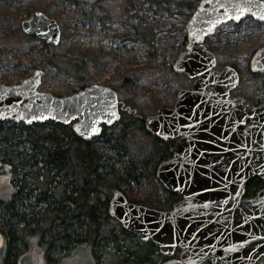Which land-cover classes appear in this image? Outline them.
Returning <instances> with one entry per match:
<instances>
[{"label":"water","instance_id":"95a60500","mask_svg":"<svg viewBox=\"0 0 264 264\" xmlns=\"http://www.w3.org/2000/svg\"><path fill=\"white\" fill-rule=\"evenodd\" d=\"M248 16L264 22V0H200L186 24L185 50L173 63L193 84L179 89L172 107L143 118L149 133L175 140L156 176L181 198L163 210L131 202L119 188L110 197L108 214L140 241H152L166 257L161 264H264V101L233 96L238 70H217L216 55L205 44L220 25ZM21 29L54 45L61 37L57 19L41 10L22 20ZM250 67L264 74V46ZM43 74L37 68L19 83H0V120L72 123L90 141L118 122L122 110H131L113 87L98 83L68 96L40 91ZM253 177L263 186L248 197L246 184ZM5 240L0 230V249Z\"/></svg>","mask_w":264,"mask_h":264},{"label":"trees","instance_id":"16d2710c","mask_svg":"<svg viewBox=\"0 0 264 264\" xmlns=\"http://www.w3.org/2000/svg\"><path fill=\"white\" fill-rule=\"evenodd\" d=\"M151 1L196 8L190 1ZM137 2L127 0L128 5ZM133 28L132 36L154 45L155 32L150 26L139 22ZM187 41L186 35L184 45ZM44 45L50 54L42 62V69L54 64L68 74L83 77L84 55L77 58L56 54L54 44L45 41ZM88 58L92 59L91 55ZM170 66L173 68V61ZM185 85L184 80L180 86ZM143 118L133 109L124 110L118 122L90 141L79 137L72 123L48 120L25 125L0 120V171L9 174L13 188L11 198L0 201V230L6 237L5 258L0 264H16L33 236L47 245V260L88 243L98 264L110 242L120 256L117 264H161L166 259L152 241H140L108 214L116 188L129 201L156 209L167 210L181 198L168 191L156 176L159 163L171 158L175 140L163 141L149 133ZM139 135L144 138L141 140ZM262 186L260 178H251L245 195L254 196Z\"/></svg>","mask_w":264,"mask_h":264},{"label":"rangeland","instance_id":"374dc122","mask_svg":"<svg viewBox=\"0 0 264 264\" xmlns=\"http://www.w3.org/2000/svg\"><path fill=\"white\" fill-rule=\"evenodd\" d=\"M175 1H190L197 5L200 0ZM80 2L0 0V83H18L31 76L35 69H42V62L50 54L45 41L27 35L21 29L22 19L41 10L55 17L61 27V41L55 45L54 52L77 58L84 55L85 58L81 69L83 77L78 78L54 64L46 65L40 91L68 96L82 88V84L113 86L126 106L131 103V110L135 108V112L146 117L160 107H172L179 89L192 86L193 79L187 74L176 73L170 62L174 63L185 50L186 24L195 8L164 2L157 4L151 0H139L133 5H128L127 0ZM139 22L154 30V45L140 36H132L133 24ZM205 44L216 55L217 70L226 65H233L238 70L240 83L231 92L233 96H242L251 104L264 101V74L253 72L250 67L253 54L264 46V22L252 16L241 22H227L209 35ZM90 55L92 59L88 58ZM184 80L186 85L180 86ZM95 145L100 143L95 141ZM2 165L4 169L8 168ZM12 193L9 174L0 171V201L9 200ZM114 249V243L110 242L102 253L98 251L101 253L98 264H117L120 256ZM4 250V247L0 250V262L5 258ZM46 251L45 243L37 236L30 237L29 248L20 254L16 264H95L88 243L75 246L69 254H56L55 259L50 260L45 258Z\"/></svg>","mask_w":264,"mask_h":264},{"label":"built area","instance_id":"2783aa9c","mask_svg":"<svg viewBox=\"0 0 264 264\" xmlns=\"http://www.w3.org/2000/svg\"><path fill=\"white\" fill-rule=\"evenodd\" d=\"M89 48H94V49H95V47H94V46H90V45H89Z\"/></svg>","mask_w":264,"mask_h":264},{"label":"snow or ice","instance_id":"6c2138e0","mask_svg":"<svg viewBox=\"0 0 264 264\" xmlns=\"http://www.w3.org/2000/svg\"><path fill=\"white\" fill-rule=\"evenodd\" d=\"M96 131H98V129H93V132H96Z\"/></svg>","mask_w":264,"mask_h":264}]
</instances>
